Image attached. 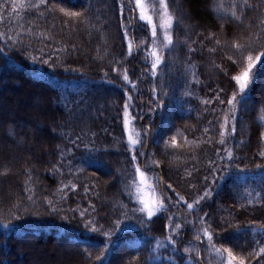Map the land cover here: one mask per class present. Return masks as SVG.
<instances>
[{
    "label": "trees",
    "instance_id": "obj_1",
    "mask_svg": "<svg viewBox=\"0 0 264 264\" xmlns=\"http://www.w3.org/2000/svg\"><path fill=\"white\" fill-rule=\"evenodd\" d=\"M145 1L156 37L135 0H0V264H264V57L234 79L264 51V0H167L171 45ZM135 165L167 210L139 211Z\"/></svg>",
    "mask_w": 264,
    "mask_h": 264
},
{
    "label": "snow or ice",
    "instance_id": "obj_2",
    "mask_svg": "<svg viewBox=\"0 0 264 264\" xmlns=\"http://www.w3.org/2000/svg\"><path fill=\"white\" fill-rule=\"evenodd\" d=\"M47 0H39V4H31L29 5L30 7L33 8H38L40 7L41 4H46ZM6 5L0 4V8L5 7ZM135 6L139 8V18L143 21H146L148 24L151 25V36L152 37H156L157 35V25L153 20L152 15H149L148 13V9H149V5H147L145 3V0H135ZM157 5L153 4L151 7L155 8ZM17 7V5L15 3L12 4V8L13 10H15ZM20 7H24L23 4L20 5ZM123 3L121 4V13H123ZM159 7L163 9L162 12V19L164 21L163 23V27L165 29V40L167 41V45H171L172 44V35L170 34L169 30L172 28L173 26V16L169 13V5L167 0H159ZM63 11V9H62ZM68 16H75V17H79L81 14L78 12H68L66 13ZM0 20H3V16L0 15ZM0 35H4L3 33H0ZM125 35H127V31H125ZM217 44L220 43L219 40L216 41ZM166 45V46H167ZM234 47L236 49H242L245 46L240 44V43H235ZM129 48H131V45H129ZM212 51H215V49H212ZM153 60L151 63V69L154 71L160 64L163 63V57L161 54H159V52L156 50L155 46L153 47L152 53H151ZM261 57H264V51H261L258 55L253 56L251 53H249L246 57L247 60V66L244 68V70L241 72L240 75H237L234 77L236 83L239 86V91L240 93H245V90L249 87V83L252 80V71L254 68H256V64L257 62L260 61ZM231 59V57H229ZM147 60V57L145 58ZM124 79L127 81L128 80V76L125 75ZM129 83H131V81H129ZM133 87H135V85H133ZM129 99H131V97H129ZM236 100V94L233 93V96L231 98V100L229 101V103H232ZM204 103H208V101H204ZM124 117H125V125H127L129 123L127 117L129 115L128 113V105L125 104L124 105ZM147 130V129H146ZM208 129H205V132H207ZM232 131H235V127L233 126ZM128 141L130 145H137L140 143V141L138 139H134L131 135V133H129L128 136ZM220 143L223 144L225 143V141L223 139L220 140ZM262 156H264V152L260 153ZM229 156L231 157V153H229ZM137 159L135 154H132L131 156V160L135 161ZM135 170L137 173H139L141 180L140 183L143 184L145 182L144 180V172L140 170L139 165H135ZM205 180L207 179V177L204 178ZM67 187V186H66ZM142 191V189L140 187H137V192ZM210 193L209 191H205L203 196H197L196 199H194L192 204H188L187 201H185V204L187 205V208L192 209L193 211H195L193 205L197 204L199 202V200L204 199V197L208 196ZM176 195H179L178 193ZM138 199L141 200V204L142 207L139 209V211L146 213L148 217H153L156 213L162 211V210H167V206L164 203V199H168L171 200V197H167L164 196L163 194L161 195L160 198L157 199H144L141 197H138ZM181 200H183V197L180 198ZM49 203H51V201H49ZM81 216L84 215L83 212L80 213ZM127 217V213L124 214ZM117 223H120V221H117ZM85 227H88V225H85ZM176 228L179 229L180 225H176ZM93 231H98V229L95 228V226L92 227ZM204 233L208 236L209 240L212 239V234L208 231L207 228L203 229ZM105 236L110 235V233L106 232L103 233ZM169 240L172 241L173 244H175V240L172 239L171 236L168 237ZM259 243V242H257ZM189 251L187 248H185V252ZM216 251L218 253L221 252L220 249H216ZM227 252V264H245V259L243 257H238L236 256L233 252L232 249H226L224 250ZM255 251V250H254ZM259 254H264V246H260L258 248V252L257 255ZM88 255H91V253H88ZM249 255L251 256L252 253H249Z\"/></svg>",
    "mask_w": 264,
    "mask_h": 264
},
{
    "label": "rangeland",
    "instance_id": "obj_3",
    "mask_svg": "<svg viewBox=\"0 0 264 264\" xmlns=\"http://www.w3.org/2000/svg\"><path fill=\"white\" fill-rule=\"evenodd\" d=\"M145 3L147 4V2L145 1ZM148 5V4H147ZM138 7H137V11H138ZM140 11V10H139ZM139 11H138V15H139ZM163 12V11H162ZM148 13H149V15H151V13H150V11H149V9H148ZM146 22V21H145ZM147 23V22H146ZM163 23H164V21H163V19H162V23H161V26H162V28L164 29V27H163ZM150 25V24H149ZM164 35H165V29H164ZM155 46V48H156V50L158 51V47L155 45V44H153V46H152V48ZM153 50V49H152ZM4 92V91H3ZM5 93H9V92H7V91H5ZM39 103V102H38ZM34 104V105H33ZM21 105H27V106H29V107H33V106H35V101H34V98H32V97H26V98H21V99H19V100H17V101H14V103H12L11 104V106L13 107V109L14 110H16V109H18V107L19 106H21ZM41 105H42V103H41ZM36 109V111H39V110H37V108H35ZM10 115L11 116H13L14 114L12 113H10ZM32 119H35V118H32ZM36 120V119H35ZM262 121L264 122V117L262 118ZM33 123H34V125H36V126H38V128H40V126H41V124L40 123H36V121H33ZM21 128V127H20ZM39 131V130H38ZM37 133V134H36ZM133 138L134 139H138V134L135 132V131H133ZM36 135H39L40 136V133L39 132H35L34 133V135H33V137H35ZM263 140H264V133H263ZM0 150H1V152H4V150H5V147L3 146V145H0ZM140 170L141 171H143V169L142 168H140ZM144 172V171H143ZM144 180H145V182L143 183V184H141L140 183V180H141V177H140V175H139V173H137L136 175H137V177H136V179H135V181H136V187H140L141 189H142V191H140V192H137V190H136V199H137V202L140 204V207H142V204H141V200L140 199H138V197H141V198H144V199H157V198H159L158 197V193H157V190L155 189V187H154V182H153V180H152V177L147 173V172H144ZM143 213V212H142ZM144 215H146L147 216V214L146 213H143ZM148 217V216H147ZM39 255V257L41 258V261L42 262H44V263H46V264H50L51 263V259L49 260L48 259V256H46L45 257V253H42L41 255L40 254H38ZM52 257L53 258H56V263L58 262V263H60L61 261H63L64 259L62 258L63 256L60 254V253H58V254H55V255H52ZM31 262L32 263H34V264H37V262L34 260L33 261V259H31ZM55 263V262H54Z\"/></svg>",
    "mask_w": 264,
    "mask_h": 264
}]
</instances>
